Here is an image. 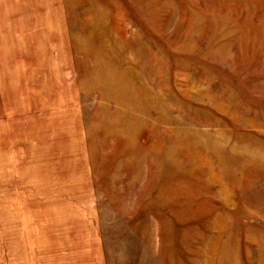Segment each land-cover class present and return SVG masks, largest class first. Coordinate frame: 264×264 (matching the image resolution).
<instances>
[{"label":"rangeland","instance_id":"rangeland-1","mask_svg":"<svg viewBox=\"0 0 264 264\" xmlns=\"http://www.w3.org/2000/svg\"><path fill=\"white\" fill-rule=\"evenodd\" d=\"M0 264H264V0H0Z\"/></svg>","mask_w":264,"mask_h":264}]
</instances>
